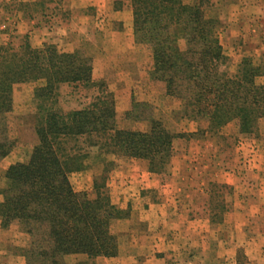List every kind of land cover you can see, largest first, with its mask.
<instances>
[{"label": "rangeland", "instance_id": "obj_1", "mask_svg": "<svg viewBox=\"0 0 264 264\" xmlns=\"http://www.w3.org/2000/svg\"><path fill=\"white\" fill-rule=\"evenodd\" d=\"M28 1L30 0H0V45L11 43L19 48L22 44L29 43L33 48H43L46 44H53L60 53H77L87 57L92 65V80L104 82L108 91L113 94L119 129L148 132L152 126L151 120L155 119L174 134L169 161L159 171H152L146 158L110 153L105 148L90 146L92 141L87 136L68 141L69 152L84 156L85 168L72 173H90L88 182L92 190L85 192L90 197H95L98 184L101 186L100 191L107 192L111 204L121 212L110 222V231L117 240L115 255L90 257L86 253H72L57 256V262L122 264L119 257L123 254L136 256L137 264H264V203L259 213L244 217L238 212L243 204L240 202L241 190L251 192L257 188L250 185L251 190L247 189L248 184L243 179L236 181L233 186L216 179L219 175H228L230 172L237 176L245 174L248 176V183H253L255 177L248 175L247 169H257L252 164L260 158L259 143L264 139V113L258 117L251 132L242 131L238 118L211 128L209 118L187 115L185 100L167 93L166 82L154 77L152 73V46L137 39L134 26L130 30H124L121 22L109 19L111 14L107 11L103 13V3L89 5L83 0H64L63 7L68 13L54 17L38 13L31 19L26 8L20 9L18 6L20 2ZM212 11L211 5L206 4L209 17H214ZM222 26L223 23L220 22L218 32ZM179 45L185 48V41L180 40ZM235 47L237 50L223 47L227 59L222 68L234 75L243 65L244 59H248L249 64L262 69L257 82L264 84V58L256 50L257 47H245L240 40ZM45 83V80L40 79L13 85V110L6 117L8 136L13 146L0 160V203L4 201L2 190L7 186L6 171L16 163L28 162L34 147L40 142L36 132L40 116L35 89ZM94 93H97V89L88 90L81 86L62 84L58 91L57 107L65 112L81 109L91 101ZM184 158H187L189 164L187 169L186 165H181ZM139 161L145 164V171H141L140 167L141 174L151 172L162 175L165 181H170L173 185L180 184L179 178L171 181L174 173L180 175L184 172L183 176L192 178L188 189L191 194L189 199L195 209L189 216L195 219L194 225L187 223L180 229H170L165 233L171 240L169 243L157 246L147 241L137 245L127 243V235L133 229L127 227V224H133L132 196L118 193L112 174L121 164ZM127 170L132 173L130 167ZM149 191L145 187L138 189L146 199L152 202L162 201L164 195L160 197L158 192ZM202 191L207 195L204 196ZM210 224L212 229L209 228ZM29 228L32 232L28 231ZM45 233L43 226L37 223L25 225L14 220L4 226L0 216V264H51L49 256L37 254L49 246ZM120 238L125 241L121 242ZM252 238H255L253 243H246L252 241ZM142 242L143 239L140 240ZM154 255L156 258L153 262L146 260Z\"/></svg>", "mask_w": 264, "mask_h": 264}, {"label": "trees", "instance_id": "obj_2", "mask_svg": "<svg viewBox=\"0 0 264 264\" xmlns=\"http://www.w3.org/2000/svg\"><path fill=\"white\" fill-rule=\"evenodd\" d=\"M130 1L136 37L153 48V75L166 82L168 94L185 100L187 115L209 118L211 128L238 118L242 131L251 132L264 113V84L257 82L262 69L249 64L248 59L234 75L222 68L227 58L218 37L220 22L207 15L208 0ZM63 3L30 0L18 6L26 8L32 19L38 13L48 17L68 13ZM124 4L125 0H114L117 10ZM180 40L185 41V48L180 47ZM40 79L46 82L35 89L40 142L28 162L16 163L6 171L7 186L0 203L2 223L7 226L19 220L43 226L49 246L37 254L49 256L51 264H61L56 257L72 253L115 255L117 240L110 222L121 210L111 204L98 184L93 198L74 189L70 174L85 168L84 156L69 152L67 143L87 136L90 146L146 158L152 171H159L169 161L174 134L155 119L148 132L119 129L113 94L104 82L92 80L87 57L60 53L53 44L33 48L24 43L16 48L8 43L0 45V160L13 146L6 118L13 110V85ZM62 84L97 89V93L81 109L65 112L57 107Z\"/></svg>", "mask_w": 264, "mask_h": 264}, {"label": "crops", "instance_id": "obj_3", "mask_svg": "<svg viewBox=\"0 0 264 264\" xmlns=\"http://www.w3.org/2000/svg\"><path fill=\"white\" fill-rule=\"evenodd\" d=\"M83 1L89 5H101L103 3V7H105L103 13L107 11L111 14V18L109 19L121 22L124 26V30L133 28L134 13L130 0H125L123 8L119 10L114 8V0ZM184 2L186 1L184 0ZM206 4L211 5L214 18L223 23V26L218 32V37L225 49L235 50L237 41L240 40L243 41V46L245 47H257L256 50L259 51L264 58V0H208ZM100 10H102V8H100ZM104 18L106 19V17ZM259 145L260 158H257L256 161L254 160V164H252L254 167H257V169H247V174H252L253 177H255L253 183H248V176L245 174L243 176H237L228 172V175L218 174L219 178H216L218 181L227 183L230 186L236 185V181H241L240 179H243L244 183L247 182L248 184L247 189L251 190V188H249L250 185L257 188L251 192H244V190H241L242 200L240 202L243 204L240 206L241 209H239L238 212L244 217L249 214L261 212L264 203V139L260 141ZM140 163H142L143 166ZM144 165L145 164L141 161L121 164L114 169L112 179L117 183V191L119 194H131L132 196L131 214L133 218L131 221L133 224H127V227L133 229H131L130 233L127 235V243L137 245L144 244L145 241H147V243L157 246L166 242H171L167 236L168 234H165L170 231V229H180L182 225H186L187 223H192V226L194 225L195 219L193 220L192 216H189L195 209V205L189 199L191 194L188 189L192 178H189L188 175L183 176L182 174H185L184 172L180 175L179 173L178 175L174 173L172 174L173 179L171 181L179 178L180 184L178 185L175 183L173 185L172 182L165 181L162 175L151 172L148 174H141L140 167L141 171H145ZM181 165H186L187 169L189 165L187 158L182 160ZM129 167L133 174L129 173V170H127ZM71 175L70 180L76 191L92 190V188H90L91 184L88 182V180L90 181V173L88 171H85V173L81 172L80 174L72 173ZM75 175H77V178H75ZM77 179H80V181H77ZM79 183H81V185H79ZM85 183H88V185H85ZM144 187L149 189L150 193L155 191L156 193L158 192L160 197L164 195L162 201L152 202L146 199L143 193L138 192L139 188ZM202 192L205 194L204 196L207 195L205 191ZM117 202L119 203L120 199H118ZM235 212H237V210ZM248 220L249 218L247 221ZM212 227L213 226L210 224L209 228L212 229ZM142 239L143 242L140 243ZM251 240L252 241H246V243H253L255 238ZM123 241L125 240L121 239V242ZM135 257L134 255L122 254L119 259L122 264H137ZM155 258L156 255L146 260L153 262ZM105 259L107 260V258Z\"/></svg>", "mask_w": 264, "mask_h": 264}]
</instances>
